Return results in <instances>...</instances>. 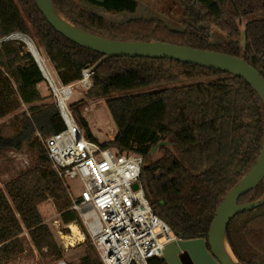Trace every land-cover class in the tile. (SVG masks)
<instances>
[{
    "label": "trees",
    "instance_id": "16d2710c",
    "mask_svg": "<svg viewBox=\"0 0 264 264\" xmlns=\"http://www.w3.org/2000/svg\"><path fill=\"white\" fill-rule=\"evenodd\" d=\"M82 1L106 12L130 14L140 4V0ZM177 1L187 20L175 30L163 19L133 18L115 24L73 0H53L64 17L90 33L124 41L160 40L240 56L264 77V0ZM218 32L228 40L217 39ZM14 33L33 39L63 84L79 80L82 69L95 65L103 54L59 33L36 0H0V119L14 114L0 125V157L2 152L26 148L33 161L0 188V243L16 239L25 227L45 264H57L62 250L39 205L51 199L64 223L84 226L71 209L68 186L54 170L37 133L48 138L62 131L65 121L55 101L41 94L38 85L45 77L27 45L6 39ZM92 79L87 97L107 98L117 132L113 139L99 142L79 112L85 103L81 99L71 108L86 136L119 153L141 154L140 182L154 211L179 236L207 238L218 206L262 149L264 103L258 92L237 75L169 58L110 57L97 67ZM186 80L190 82L169 86ZM161 85L168 86L112 95ZM164 141L168 143L159 145ZM263 194L264 181L242 195L239 203ZM227 239L242 264H264V204L234 216ZM76 264L103 263L94 245H88ZM148 264L168 263L152 256Z\"/></svg>",
    "mask_w": 264,
    "mask_h": 264
},
{
    "label": "built area",
    "instance_id": "2783aa9c",
    "mask_svg": "<svg viewBox=\"0 0 264 264\" xmlns=\"http://www.w3.org/2000/svg\"><path fill=\"white\" fill-rule=\"evenodd\" d=\"M94 72L92 66H86L79 80L60 85L46 63V75L43 74L65 121V128L48 138L42 137L39 132L37 135L68 191L71 180L81 183L78 196L73 191L69 192L71 209L78 213L101 262L148 264L152 256L161 257L165 246L181 237L154 211L146 197L140 182L143 156L103 147L89 139L78 123L68 100L75 86L85 91L92 87ZM89 110L91 106L85 105L83 112L86 114ZM136 182L140 184L138 189L133 188ZM73 226L81 230L74 223L67 224L71 233L60 232L66 248L73 245ZM82 234L84 237L85 234ZM20 237L21 234L16 238ZM58 264L67 263L59 260Z\"/></svg>",
    "mask_w": 264,
    "mask_h": 264
},
{
    "label": "water",
    "instance_id": "95a60500",
    "mask_svg": "<svg viewBox=\"0 0 264 264\" xmlns=\"http://www.w3.org/2000/svg\"><path fill=\"white\" fill-rule=\"evenodd\" d=\"M36 3L47 21L59 33L78 45L103 54V57L92 66L93 71L104 60L115 56L169 58L237 75L252 85L264 103V77L243 57L160 40L124 41L106 38L74 25L57 9L53 0H36ZM7 38L23 41L46 75L45 59L29 35L14 33ZM167 143L164 141L159 145ZM157 148L158 146L154 147L153 152ZM262 181H264V141L256 162L218 206L207 238L200 236L185 239L180 236L178 241H172L165 246L161 258L166 260L168 264H242L229 245L227 230L234 216L264 204V194L257 200L239 203V198L242 195L256 188ZM139 187L138 182L133 185L134 189ZM228 247L233 257L228 253Z\"/></svg>",
    "mask_w": 264,
    "mask_h": 264
},
{
    "label": "rangeland",
    "instance_id": "374dc122",
    "mask_svg": "<svg viewBox=\"0 0 264 264\" xmlns=\"http://www.w3.org/2000/svg\"><path fill=\"white\" fill-rule=\"evenodd\" d=\"M73 1L79 3L81 6H83V8L94 13L97 17L107 22H112L115 24H121L133 18L163 19L171 28H174L176 30L182 28L184 26V22H186L187 20L184 16L183 7L177 0H140L139 8L134 14L106 12L100 8L87 4L82 0ZM241 27L243 30L244 23L241 24ZM218 33L219 34L217 35L219 36V38L217 39H220L222 41L228 40L227 35L220 32ZM241 41L243 42V38ZM42 57H44L47 65L49 66L47 58L43 55ZM49 68L51 69L56 81L60 85L63 84L60 81L57 73L52 69V67L50 66ZM188 82L190 81L186 80L173 82L169 86L186 84ZM166 86L168 85L152 86L147 88H141L138 90H131L128 92L116 93L112 95L120 96L144 93L156 91L165 88ZM38 88L40 91L43 92L44 96L48 97V101H54L53 92L46 79L38 85ZM89 90L85 91L84 89L75 86L74 93L68 100V102L71 106L78 100L83 99L85 103L79 108L81 116L88 121L91 131L98 138L99 142L109 141L114 138L117 129L114 119L106 105L107 98H88L87 93ZM88 104L91 106V110L87 111V113L85 114L83 112V109L84 106ZM27 107L28 106H25L24 108ZM13 115L14 114H10L0 119V125L7 124L9 120L13 117ZM74 115L76 119H78L75 112ZM40 141L44 145L41 139ZM32 162V154L29 149L24 148L21 151L8 150L2 152V156L0 157V188H4V184L8 180L12 179L16 175H18V173H20L22 170L29 167ZM68 185L70 187V190L68 192L73 191L74 194L78 196L81 192V183L78 180H71ZM39 209L43 216L44 222L52 230L54 237L62 250V256L56 261V263L58 264L59 260H64L67 264L78 263L81 257L84 256L86 247L88 245H93L85 226L83 225L84 228L80 226L81 230H79L78 228L76 231L73 230L74 235L72 237L74 239L71 240L73 245H69V247L66 248L62 243L60 232L71 233V229H69V227H67V224L62 221L61 214L56 210L53 201L49 199L43 202L39 205ZM69 224H74V222ZM82 233L85 234L84 237ZM13 251H17V253L15 255H12L11 253ZM7 253L12 256L10 257L9 254L7 255ZM0 264H45V262L42 260L39 252L34 246L29 236L28 230L23 227V232L21 233V237L19 239L16 238L14 240H11V242L7 243L6 245H0Z\"/></svg>",
    "mask_w": 264,
    "mask_h": 264
},
{
    "label": "crops",
    "instance_id": "0c3cea01",
    "mask_svg": "<svg viewBox=\"0 0 264 264\" xmlns=\"http://www.w3.org/2000/svg\"><path fill=\"white\" fill-rule=\"evenodd\" d=\"M244 29H245V27L243 28V30H242V36H241V40H242V38H243V42H242V44L244 45V35H245V31H244ZM41 84V83H40ZM41 92V94L44 96V94H43V92L42 91H40ZM117 129V128H116ZM93 133V132H92ZM116 134V133H115Z\"/></svg>",
    "mask_w": 264,
    "mask_h": 264
},
{
    "label": "bare ground",
    "instance_id": "6f19581e",
    "mask_svg": "<svg viewBox=\"0 0 264 264\" xmlns=\"http://www.w3.org/2000/svg\"><path fill=\"white\" fill-rule=\"evenodd\" d=\"M65 92H67V90H65ZM64 95V94H63ZM73 230H77V228L75 227V226H73ZM227 251H228V253L230 254V256H232L233 257V254H232V252H231V250L229 249V247L227 248Z\"/></svg>",
    "mask_w": 264,
    "mask_h": 264
}]
</instances>
